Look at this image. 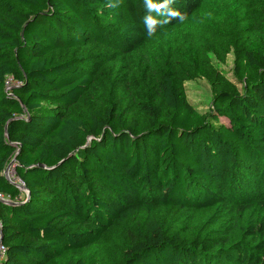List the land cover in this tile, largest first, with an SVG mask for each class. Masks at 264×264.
<instances>
[{
	"label": "trees",
	"instance_id": "trees-1",
	"mask_svg": "<svg viewBox=\"0 0 264 264\" xmlns=\"http://www.w3.org/2000/svg\"><path fill=\"white\" fill-rule=\"evenodd\" d=\"M108 2L0 0V264H264V0Z\"/></svg>",
	"mask_w": 264,
	"mask_h": 264
},
{
	"label": "clouds",
	"instance_id": "clouds-1",
	"mask_svg": "<svg viewBox=\"0 0 264 264\" xmlns=\"http://www.w3.org/2000/svg\"><path fill=\"white\" fill-rule=\"evenodd\" d=\"M176 0H143V7L146 14L142 18L148 37L156 34L157 28H163L173 20L183 23L186 15L173 5ZM107 7L116 9L120 6V0H109ZM155 13V15H153ZM157 17H161L158 19Z\"/></svg>",
	"mask_w": 264,
	"mask_h": 264
},
{
	"label": "rangeland",
	"instance_id": "rangeland-1",
	"mask_svg": "<svg viewBox=\"0 0 264 264\" xmlns=\"http://www.w3.org/2000/svg\"><path fill=\"white\" fill-rule=\"evenodd\" d=\"M223 70L226 73L227 77L233 81L236 82L235 76H234V57L232 55H229L228 62L225 66H223ZM187 94L190 103L201 113H206L210 107L211 104V87L209 82L201 77L194 81H191L187 84ZM223 123H228L227 120L222 119ZM15 166H13L10 170L9 176L12 180H15V174H14ZM16 183L19 185H22L21 182L16 179Z\"/></svg>",
	"mask_w": 264,
	"mask_h": 264
},
{
	"label": "built area",
	"instance_id": "built-area-1",
	"mask_svg": "<svg viewBox=\"0 0 264 264\" xmlns=\"http://www.w3.org/2000/svg\"><path fill=\"white\" fill-rule=\"evenodd\" d=\"M18 84L12 79V78H9L6 82V91L8 93H10L13 88L15 86H17ZM4 202V203H7L9 204L10 203V200L8 198H5L3 195H0V202ZM1 228H2V223H1V219H0V231H1ZM6 254V249L5 247L0 243V260L5 256Z\"/></svg>",
	"mask_w": 264,
	"mask_h": 264
},
{
	"label": "water",
	"instance_id": "water-1",
	"mask_svg": "<svg viewBox=\"0 0 264 264\" xmlns=\"http://www.w3.org/2000/svg\"><path fill=\"white\" fill-rule=\"evenodd\" d=\"M16 161L17 159L14 158L11 163L9 164V166L7 167L6 171H5V177L7 178V180H9L10 182H12L18 189H20L21 191L25 192L27 194V197L30 198V193H29V190L24 186V185H19L18 183L16 182H13V180L10 178L9 176V173H10V170L13 166H15L16 164ZM45 168V167H43ZM47 169V168H45ZM10 204H13V203H10Z\"/></svg>",
	"mask_w": 264,
	"mask_h": 264
}]
</instances>
